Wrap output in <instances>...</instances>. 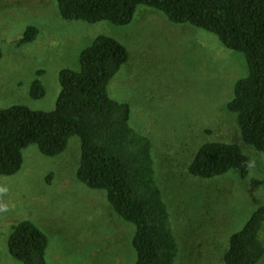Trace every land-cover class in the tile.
Segmentation results:
<instances>
[{"label":"rangeland","instance_id":"374dc122","mask_svg":"<svg viewBox=\"0 0 264 264\" xmlns=\"http://www.w3.org/2000/svg\"><path fill=\"white\" fill-rule=\"evenodd\" d=\"M29 26L38 35L23 44ZM98 35L129 50L109 94L130 105L131 126L153 143L157 178L180 246L175 264H225L230 237L264 205V153L246 148L253 160L247 178L230 172L200 179L188 171L203 143L239 138L228 103L248 73L247 63L215 34L174 24L145 5L132 22L116 25L63 20L57 0H0V107L53 111L59 72L79 70L82 50ZM36 78L45 86L43 98L31 96ZM23 158L20 171L0 176V264H22L11 255L9 240L13 226L24 220L47 235L49 264H134V225L113 210L105 191L78 179L79 136L58 155L47 156L32 144Z\"/></svg>","mask_w":264,"mask_h":264},{"label":"trees","instance_id":"16d2710c","mask_svg":"<svg viewBox=\"0 0 264 264\" xmlns=\"http://www.w3.org/2000/svg\"><path fill=\"white\" fill-rule=\"evenodd\" d=\"M140 5L165 14L174 24L213 33L226 48L244 55L248 73L237 81L228 103L237 116L239 138L203 143L188 171L200 179L230 172L247 178L253 160L246 148L264 153V0H57L63 20L116 25L132 22ZM37 35V28L29 26L21 42L31 43ZM129 58L123 43L98 35L82 50L79 70L59 72L61 89L53 111L25 105L0 107V176L20 171L28 146L35 144L43 154L55 156L67 149L72 136H79L78 179L105 191L113 210L134 225V264H175L180 246L157 178L153 143L131 126L130 105L109 94L110 82ZM30 93L35 98L46 95L39 78ZM48 245L47 235L30 220L13 226L9 251L22 264H49ZM263 260L264 205L230 237L223 253L225 264Z\"/></svg>","mask_w":264,"mask_h":264}]
</instances>
